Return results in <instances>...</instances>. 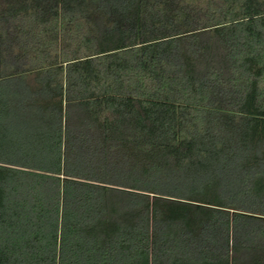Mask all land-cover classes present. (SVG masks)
Here are the masks:
<instances>
[{"label": "trees", "instance_id": "16d2710c", "mask_svg": "<svg viewBox=\"0 0 264 264\" xmlns=\"http://www.w3.org/2000/svg\"><path fill=\"white\" fill-rule=\"evenodd\" d=\"M0 264H264V0H0Z\"/></svg>", "mask_w": 264, "mask_h": 264}]
</instances>
